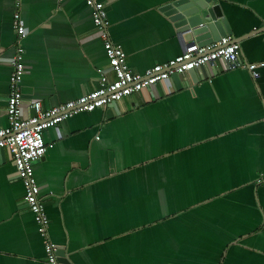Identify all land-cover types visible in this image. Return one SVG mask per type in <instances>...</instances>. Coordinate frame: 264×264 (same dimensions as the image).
<instances>
[{
    "label": "crops",
    "instance_id": "0c3cea01",
    "mask_svg": "<svg viewBox=\"0 0 264 264\" xmlns=\"http://www.w3.org/2000/svg\"><path fill=\"white\" fill-rule=\"evenodd\" d=\"M133 73L188 44L161 8L171 0H98ZM237 59L197 69L83 112L44 132L34 178L60 264H264V0H217ZM23 114L113 79L84 0H0V129L17 34ZM261 181V182H259ZM11 153L0 150V264H49Z\"/></svg>",
    "mask_w": 264,
    "mask_h": 264
},
{
    "label": "built area",
    "instance_id": "2783aa9c",
    "mask_svg": "<svg viewBox=\"0 0 264 264\" xmlns=\"http://www.w3.org/2000/svg\"><path fill=\"white\" fill-rule=\"evenodd\" d=\"M91 8L92 21L100 33L113 79L100 76L98 87L77 100L63 105L43 109L39 101H33L29 108L33 114L25 117L20 84L26 73L23 62L24 49L21 41L26 37V28L20 20L19 13L14 14L13 26L17 34L15 54L11 62L12 72L9 78L6 114L9 127L0 129V150L7 149L12 156L17 179L22 183L24 200L40 227L44 240L46 260L49 264H60L57 247L47 237L49 224L44 206L39 198L40 189L34 178L33 165L40 161L47 147L43 134L64 121L83 112L105 109L112 104L138 94L173 75L182 76L187 72L207 65L223 61L229 69H248L254 73V66L245 65L237 59L239 45L225 37L208 46L188 45L185 51L173 60L147 69L143 74L133 73L126 62V54L121 47L115 45L108 33L110 26L105 4L98 0H84ZM261 182V181H259Z\"/></svg>",
    "mask_w": 264,
    "mask_h": 264
},
{
    "label": "water",
    "instance_id": "95a60500",
    "mask_svg": "<svg viewBox=\"0 0 264 264\" xmlns=\"http://www.w3.org/2000/svg\"><path fill=\"white\" fill-rule=\"evenodd\" d=\"M160 10L174 23L179 36L188 45L208 46L232 36L217 0H171ZM186 74L194 82L197 69ZM170 79L177 88H182L180 76L173 75Z\"/></svg>",
    "mask_w": 264,
    "mask_h": 264
}]
</instances>
